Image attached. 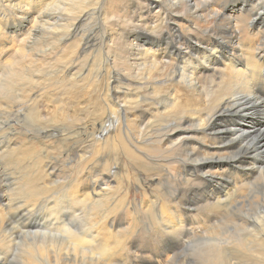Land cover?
Segmentation results:
<instances>
[{"label": "bare ground", "instance_id": "6f19581e", "mask_svg": "<svg viewBox=\"0 0 264 264\" xmlns=\"http://www.w3.org/2000/svg\"><path fill=\"white\" fill-rule=\"evenodd\" d=\"M251 19L264 0H0V264H264Z\"/></svg>", "mask_w": 264, "mask_h": 264}, {"label": "rangeland", "instance_id": "374dc122", "mask_svg": "<svg viewBox=\"0 0 264 264\" xmlns=\"http://www.w3.org/2000/svg\"><path fill=\"white\" fill-rule=\"evenodd\" d=\"M240 2H238L237 4H239ZM234 6V7H233ZM233 6H229V7H227L226 8V10H227V15H229V14H235V13H238L237 12V10H234V11H232L233 9H231V7H233V8H236L237 6L236 5H233ZM253 19H251L250 21H249V23L248 22H246V21H243L242 23H243V27L245 28L246 26H248V29L249 30H251L252 31V33H254L255 34V37H258L259 35H260V30L262 31V29H263V27H264V25H262V26H259V25H257V24H255V22H254V20L252 21ZM234 21V20H233ZM246 23V24H245ZM236 24V25H235ZM240 24V23H239ZM239 24H237V23H235V22H232V25H233V27L234 28H236V29H239V26H241V24L239 25ZM248 24V25H247ZM249 24L251 25V26H249ZM238 26V27H237ZM262 28V29H261ZM258 30V31H257ZM242 32V29L239 31V33H241ZM258 34H257V33ZM102 76V73H101V75H100V77ZM99 77V78H100ZM98 78V79H99ZM98 79H96V80H98ZM264 77H260V79L258 80L257 79V84H256V88H255V94L258 96V97H260V98H264ZM263 85H262V84ZM257 89H260V90H257ZM262 90V91H261ZM260 94H259V93ZM261 95V96H260ZM132 118V117H131ZM203 146H206L205 144L203 145ZM235 171V170H234ZM239 170H236L235 172H238ZM235 176L237 175L236 173L234 174ZM132 194V193H131ZM132 196V195H131ZM186 197H187V199H191V196H190V194H186ZM195 202H196V200L194 201V204H195ZM195 212H197V211H195ZM195 212L193 213V214H195ZM197 214H199V211L197 212ZM28 225H30V224H28ZM27 225V226H28ZM28 229H32V230H34L35 228H32L31 226H28L27 227Z\"/></svg>", "mask_w": 264, "mask_h": 264}, {"label": "snow or ice", "instance_id": "6c2138e0", "mask_svg": "<svg viewBox=\"0 0 264 264\" xmlns=\"http://www.w3.org/2000/svg\"><path fill=\"white\" fill-rule=\"evenodd\" d=\"M36 2H37V3H39V2H40V0H36Z\"/></svg>", "mask_w": 264, "mask_h": 264}]
</instances>
